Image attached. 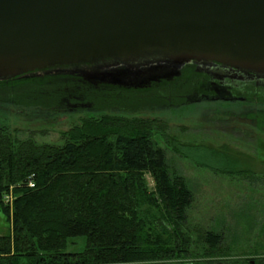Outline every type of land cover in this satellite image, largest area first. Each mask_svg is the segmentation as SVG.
I'll return each mask as SVG.
<instances>
[{"label": "trees", "instance_id": "1", "mask_svg": "<svg viewBox=\"0 0 264 264\" xmlns=\"http://www.w3.org/2000/svg\"><path fill=\"white\" fill-rule=\"evenodd\" d=\"M216 84L194 64L137 89L40 72L0 81V102L21 109L49 112L70 99L105 113L80 119L62 145L19 140L0 127V213L12 225V235L0 237V264L201 262L185 230L193 193L156 139L169 126L138 115L211 100L264 105V87L256 90L254 82L245 93L234 87L232 96L217 94ZM116 110L128 115L107 113ZM10 194L11 206L4 200ZM77 239L85 240V250L67 253ZM202 240L207 264H227L223 232L209 231Z\"/></svg>", "mask_w": 264, "mask_h": 264}, {"label": "water", "instance_id": "2", "mask_svg": "<svg viewBox=\"0 0 264 264\" xmlns=\"http://www.w3.org/2000/svg\"><path fill=\"white\" fill-rule=\"evenodd\" d=\"M193 63L264 77V0H0V81L92 65L140 87Z\"/></svg>", "mask_w": 264, "mask_h": 264}, {"label": "rangeland", "instance_id": "3", "mask_svg": "<svg viewBox=\"0 0 264 264\" xmlns=\"http://www.w3.org/2000/svg\"><path fill=\"white\" fill-rule=\"evenodd\" d=\"M89 66L80 74H66L72 70L68 68H51L40 75L64 74L95 86L114 85L96 78L97 73L105 72ZM196 66L201 71L208 67ZM118 81L121 85L114 86L125 89L144 88L151 83L136 87L143 80L122 76ZM247 83L237 85L242 93ZM229 88L232 91L233 87ZM57 107L48 112L0 102V127L7 128L19 140L32 138L38 144L62 145L63 134L79 124L80 119L105 114L70 99ZM107 113L128 115L117 110ZM138 116L160 119L169 126L156 139L167 152L171 170L186 179L193 193L185 230L192 240L191 250L200 254L197 258L201 262L196 263L194 257L188 263L207 264L202 257L205 252L202 237L209 231H217L225 234V246L229 249L224 263L259 264L264 257V105L211 100L146 111ZM147 180L153 189L151 177L147 176ZM11 235L12 225L0 213V237ZM85 247L84 239L72 240L66 252L81 253Z\"/></svg>", "mask_w": 264, "mask_h": 264}, {"label": "flooded vegetation", "instance_id": "4", "mask_svg": "<svg viewBox=\"0 0 264 264\" xmlns=\"http://www.w3.org/2000/svg\"><path fill=\"white\" fill-rule=\"evenodd\" d=\"M208 67H205V70L211 74L213 79L218 83V85H214V90L219 95L224 96H232V92L230 90V86L233 88L238 89V84L242 82H254L257 87H263L264 86V77L261 75L252 74L245 71H239L235 69H231L228 67H223L218 64H211L207 65ZM61 69H72L71 72H65L67 73H75L80 74V71L84 68H90L89 65H83V66H72V67H57ZM56 68V69H57ZM52 70V69H51ZM46 71V70H45ZM44 72V71H42ZM243 86V84H242Z\"/></svg>", "mask_w": 264, "mask_h": 264}, {"label": "built area", "instance_id": "5", "mask_svg": "<svg viewBox=\"0 0 264 264\" xmlns=\"http://www.w3.org/2000/svg\"><path fill=\"white\" fill-rule=\"evenodd\" d=\"M31 187H33V186H31ZM5 200H6V203H7V204L11 205L12 202H13V200H14V198H13L12 195H9V196L6 197Z\"/></svg>", "mask_w": 264, "mask_h": 264}]
</instances>
